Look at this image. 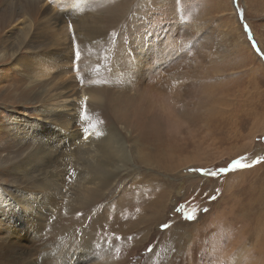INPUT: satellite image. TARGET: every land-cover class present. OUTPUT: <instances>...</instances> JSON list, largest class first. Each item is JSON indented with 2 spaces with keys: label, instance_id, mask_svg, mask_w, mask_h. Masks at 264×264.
<instances>
[{
  "label": "rangeland",
  "instance_id": "rangeland-1",
  "mask_svg": "<svg viewBox=\"0 0 264 264\" xmlns=\"http://www.w3.org/2000/svg\"><path fill=\"white\" fill-rule=\"evenodd\" d=\"M6 2L2 0L3 4ZM243 4V0H231L230 4L228 0H109L103 7L97 3L96 7L88 9V15L92 12L90 19L100 20V24L95 28L102 27L107 33H104L103 40L96 39L90 43L80 32L72 30L63 61L67 64L66 70L71 76L67 80L69 87L77 88L79 93L82 90L85 94H99L100 101L97 103L88 101L87 104L80 99L76 106L75 131L93 132L95 122L94 118L91 120L89 114L92 106L99 111L100 125L106 124L105 128H109L108 124L117 126L131 155L127 174L131 177L133 173L148 171L157 177L152 186V201L148 200L147 204L140 206L136 204L133 211L120 216L115 211L114 200L121 194V189L135 186L130 178H126L120 184L117 193H113L111 200L97 199L83 207L80 213L67 216L66 221L60 224L56 221L63 220L61 213L66 206V200L60 198L52 201V215L37 218L28 216L14 203L17 196L15 193L16 185L18 186L17 177L22 180L23 176L19 174V169H14L13 166L17 164L14 162L25 150L12 138L0 132V187L6 190L5 196L10 203L5 207L6 220L0 224V264H108V258L117 260L116 254L111 253L109 250L112 249H107L100 241L94 239L91 241L88 231L93 224L91 222L104 226L112 217L114 221L121 218L129 234H142L141 238L130 241V248L124 250L122 256L117 254L119 256L117 264H157L155 259L160 261L162 259L164 264H186L189 257L193 259L201 257L199 250L201 249L200 253H204V243L209 241H205L204 237L206 228H214L228 221L230 205L234 200L236 202L245 200L258 190V177L264 173L262 132L264 128L262 130L257 128L254 132V142L247 147L246 141L248 133L252 131V121H244L242 126L240 125L241 136L238 135L239 137L233 138L234 140L228 139L227 132L231 129L221 113L208 114L201 106H194L191 99L181 94L172 95L177 103L173 118L150 112L140 101V90L132 86L124 88L125 82L119 69H115L114 57L122 49L121 45L130 41L131 36L135 50L138 49L136 44L139 40L152 50L157 46V41H160L159 54L154 57L156 60L154 63L157 64L160 58H164V31L169 24L178 22L193 32H198L197 24H203L208 30L227 31L233 21L227 13L229 8L233 7L234 11L238 10L237 20L241 28L248 33L253 51L264 60V50L259 47L249 20L257 27L259 33L263 31L264 26L259 23V15L256 13L246 15ZM223 10L226 14L222 12ZM67 21L74 23L72 17ZM16 26L17 23L13 24V27ZM13 30L5 28L0 38L4 36L7 40H13L18 33ZM185 38V35L175 38L171 36L168 41L177 42L175 46L177 47L178 41ZM215 40L209 50L203 47L201 49L199 44L195 43V46L198 45V49L204 52L202 57L197 58L201 61L198 64L195 62L197 55H193L191 51L195 48H179L186 53L184 56L190 54L193 57L192 59L182 57L183 69L180 70L186 71L189 65L191 67L189 71H192L194 67L192 72L197 76L198 86L200 85L202 89L208 88L209 91L211 89L212 100L221 97L228 102L237 101L243 95L242 89L249 87L244 67L241 66L242 50L224 48L215 43ZM218 47L221 48L217 50ZM122 61L120 65L124 63V59ZM10 67V61L7 65L0 66V74L8 73L1 80L3 87L0 88V120L8 126L9 118L13 114L10 106H16L17 110L25 111L17 114L19 111L16 110L18 118L24 117L29 124H35L41 120V116L34 109L36 107L34 98L41 88L39 84L30 83L25 72L15 73L12 70L9 72ZM172 74L174 71H169V75ZM162 77V82L157 83L154 88H158L163 94L166 92V95H171V80L169 79L164 86V72ZM262 87L264 88V82ZM212 100L210 98L207 104ZM258 111L264 115V108H259ZM142 132L151 134L148 144L142 139ZM159 143L161 151L153 152V158L158 164L164 162V169L154 164L151 166L143 164L137 159V151L145 152L148 148L151 149L152 145ZM160 156L161 158H156ZM183 159H186V164ZM236 161L240 162L239 166ZM71 180L68 177L66 181L71 183ZM189 183L190 187L187 186ZM161 190H164V199L160 197ZM139 194L145 193L141 191ZM160 199L162 206L158 202ZM167 240L171 248H168V252L163 256L158 257L155 253L156 246L159 247ZM225 240L226 238L223 240L224 244L222 243L224 246L220 245L221 248H217L218 254L215 258L218 260L222 259L225 250L231 248L229 242L232 243V240H226L227 242ZM186 249L190 251V255L185 254ZM214 261L212 260L213 263Z\"/></svg>",
  "mask_w": 264,
  "mask_h": 264
},
{
  "label": "bare ground",
  "instance_id": "bare-ground-1",
  "mask_svg": "<svg viewBox=\"0 0 264 264\" xmlns=\"http://www.w3.org/2000/svg\"><path fill=\"white\" fill-rule=\"evenodd\" d=\"M6 1L3 4L0 0V35L5 28L7 30L14 29L13 31L18 33L13 40H7L4 36L0 38V66H5L10 61L9 72L11 70L15 73L25 72L30 83L39 84L41 88L34 98L36 102L34 109L41 116V120L35 124H29L24 117L18 118V115L15 114L18 108L10 105L13 114L9 118L8 126L0 120L2 135L5 134L6 137L12 138L19 147H23L25 150L24 154L14 162L17 164L13 166L14 169H19V174L23 176L22 180L17 177L18 186L16 185L15 192L17 196L15 195L14 203L26 215L37 218L47 214L52 215L54 199L66 200V206L63 205L61 213L63 220L56 221L60 224L66 221L67 216L71 217L80 213L83 207L97 199L111 200L113 193H117L119 190L120 184L126 178H130L135 186L121 189V194L114 200L115 211L120 216H125L133 211L136 204L139 206L147 204V201L151 200L152 186L157 181V177L148 171L133 173L131 177L130 174H127L131 155L118 127L108 124L109 128H105L106 124L100 125L99 111L92 106L89 114L92 117L91 120L94 118L95 122L93 132L75 131L77 130L75 129L76 106L80 99L81 102L85 101L88 104V101L90 103L99 102L100 97L96 93L85 94L82 90L79 93L77 88L69 87L67 80L71 76L67 73V64L63 61L64 52L68 47L67 41L72 30L80 32L81 36L90 43L95 42L96 39L103 40L106 31L102 27L95 28L97 24H100V20L98 18L90 19L92 12L90 15L87 13L88 9L96 7L97 3L103 7L108 4L109 0ZM230 1L228 0L229 4ZM243 3L246 15L247 13L248 16L251 13H256L259 15V23L264 26V0H243ZM222 12L226 14L225 10ZM237 12V9L234 11L233 7L229 8L227 15L233 21L227 31L208 30L203 27V24H197L198 32H193L178 22L169 24L171 26L168 25L164 31V58H160L157 64L154 63L156 62L154 57L159 54L160 41H157V46L152 50L139 40L136 44L138 49L135 50L130 36V41L127 44H125L126 42L122 44V49L114 57L115 69H119V73L123 76V82H125L124 88L132 86L140 90V101L145 104L148 111L165 115L169 119L174 117L177 107L176 101L172 98V95L175 94H181L191 99L194 106H201V109L208 114L221 113L231 129L230 132H227L228 139L241 136L240 125L242 126L244 121L250 120L253 126L252 131L248 133L246 145L247 147L251 146L255 140L254 132L257 131V128H259L258 130L264 128V115L262 116L258 111L259 108H264V88L262 87L264 60L253 51L248 33L241 28L237 20ZM69 17L73 18L74 23H68ZM249 21L259 47L264 50V27L263 31L259 33L253 22ZM15 23L17 26L13 27ZM183 35L186 38L177 40L179 42L177 47H175L177 42L168 41L171 36L175 38V36ZM214 40L224 48L229 47L235 51L242 50L241 66L244 67L249 87L242 89L246 93L243 92L242 97L237 101L228 102L221 97L212 100L211 89L209 91L208 88L202 89L199 87L200 85L198 86L197 76L192 72L194 67H192V71H189V65L185 66L187 67L186 71L180 70L183 69L181 66L182 57L186 59L193 57L190 54L187 57L184 56L186 53L184 54V51H180L179 48H195L191 51L193 55H197L195 62L198 64L201 61L199 59L198 61L197 58L202 57L204 52L200 51L195 43H198L201 49L203 47L209 50L214 45ZM183 42L186 43V46ZM219 48L221 47H218L217 50ZM123 59L124 63L120 65ZM169 71H174V74L169 75ZM163 72L164 86L169 82V79L171 80V95H166V92L163 94L158 88H154L157 83L162 82ZM6 75H8L6 72L0 74V88L3 87L1 80ZM53 82L55 83L53 84ZM78 94H80L79 97ZM244 95L245 97H243ZM210 98L212 101L207 104ZM14 100L16 102V98ZM20 112L22 114L25 111L21 110L17 114ZM258 123L261 124L257 126ZM262 132L264 131L262 130ZM141 137L148 144L151 134L142 132ZM150 148L145 152L137 151V159L143 164H150V166L154 164L164 169V162L158 164L153 158V152L161 151V143L152 145ZM244 150L241 151L244 152ZM156 158H161V156ZM182 161L185 162L186 159ZM68 177L72 179L71 183L66 181ZM258 179V190L254 191L255 194L251 193L252 195L245 200L237 202L234 200V203L230 205L228 221L220 222L222 225H217L214 228H206L204 237L207 239L205 238V241L209 240L210 242L204 243V253H200L201 249L199 250L201 257H198L200 258H187L188 264H264V173ZM190 185L191 183L187 184L188 187ZM5 191L0 187V224L6 220L5 207L9 203ZM141 191L148 195L139 194ZM160 197L164 199V190H161ZM162 199L158 200L160 206H162ZM91 224L88 231L89 239L100 241L103 243L102 245L107 246V249H112L109 250L111 253L116 254L117 260L108 258V264H117L116 261L119 256H122V252L130 248V241L142 237V234H129L123 226L121 218L114 221L112 217L104 226L94 223V221ZM225 238L228 241L232 240V243L229 242L231 248L227 251L224 248L222 261L215 257L218 254L217 248L220 245L224 246ZM168 241L162 242L159 247L156 246L157 256H163L168 252V248H171ZM118 248L121 249L118 250ZM184 252L186 255L190 253L188 249ZM212 260H215V263ZM155 261L157 264H164L162 259L161 261L155 259Z\"/></svg>",
  "mask_w": 264,
  "mask_h": 264
},
{
  "label": "snow or ice",
  "instance_id": "snow-or-ice-1",
  "mask_svg": "<svg viewBox=\"0 0 264 264\" xmlns=\"http://www.w3.org/2000/svg\"><path fill=\"white\" fill-rule=\"evenodd\" d=\"M236 164H237V166H239L240 165V162L239 161H236Z\"/></svg>",
  "mask_w": 264,
  "mask_h": 264
}]
</instances>
